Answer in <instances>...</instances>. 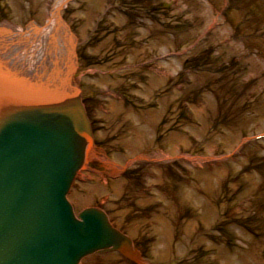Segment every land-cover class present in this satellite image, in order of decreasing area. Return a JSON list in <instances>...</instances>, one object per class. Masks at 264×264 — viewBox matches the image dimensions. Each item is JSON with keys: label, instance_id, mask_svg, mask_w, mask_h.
<instances>
[{"label": "rangeland", "instance_id": "374dc122", "mask_svg": "<svg viewBox=\"0 0 264 264\" xmlns=\"http://www.w3.org/2000/svg\"><path fill=\"white\" fill-rule=\"evenodd\" d=\"M3 37L10 71L87 100L91 162L68 197L136 252L80 264H264V0H0Z\"/></svg>", "mask_w": 264, "mask_h": 264}, {"label": "water", "instance_id": "95a60500", "mask_svg": "<svg viewBox=\"0 0 264 264\" xmlns=\"http://www.w3.org/2000/svg\"><path fill=\"white\" fill-rule=\"evenodd\" d=\"M10 86L0 91V264H79L110 246L134 254L103 213L84 210L78 221L63 200L91 140L80 98Z\"/></svg>", "mask_w": 264, "mask_h": 264}, {"label": "bare ground", "instance_id": "6f19581e", "mask_svg": "<svg viewBox=\"0 0 264 264\" xmlns=\"http://www.w3.org/2000/svg\"><path fill=\"white\" fill-rule=\"evenodd\" d=\"M57 11H59V9H57ZM50 22H51V20H50ZM53 23L55 26H53L52 28L46 29V30L51 32V33L49 32L50 34H52L51 39H50L51 40V42H50L51 50H55V51L58 50V52H60V54L67 52V55L70 56V58H71V55L73 54L72 53L73 49H72V45H71V40L67 39L68 33L62 28V26L60 25V20H58V18H56L55 16L53 17ZM32 27H33L32 31L37 32L39 30V29H36V27L34 25ZM41 32L43 33V30H41ZM7 41H9V39H7V37H3L0 40V91L1 92H7L8 89H9V91L12 90L10 85L13 84L14 79H15V80L22 81L25 85H28V88H29L31 93L35 92V93H38L42 96L48 97L51 94V92H52V94L54 92H57L56 88H58V91H60L62 94H64L66 97H68V99L75 98L74 91H71V89L67 88V86H66L67 81H63L61 85H60V80H58V83H55V81H53V83H51L49 80L47 81L46 78L42 79L41 75L38 72L32 78L35 81H32L31 79L28 81V80H25L24 77L21 76L22 72H19V70L17 68H14L13 71H10L8 63H6V61L3 59V55L6 53V51L10 47ZM37 41L41 42L40 36H38ZM63 56H65V55L63 54ZM71 66H73V64H71ZM57 67L58 66L55 65L53 68L56 71V72L55 71L52 72L54 77H56L55 75H57L60 71V69H57ZM27 79H29V78H27ZM29 83H34L35 86L30 85ZM62 86H63V88H62ZM26 92H28V91L26 90ZM88 140L89 141L86 144L87 146L85 147V150L82 153V156L80 158V163L78 164L79 166L76 169L77 171L72 174V176L69 178V180L67 182V185L69 186V187L67 186L68 189L66 187V189L61 193V194H63V200L65 199V201L68 200V202H69V197H68L69 195L67 193L70 192V189L72 188V184H74V182H76V178L78 177L79 171L85 170L88 163L91 162V158H90L89 154H90V150L92 149L93 143L90 139H88ZM83 209L88 210V211L90 209V211L97 213L100 216L103 213L104 221L105 222L107 221V223H109L108 227L110 226V228H111L114 226V224H112L113 222L110 220V218H108L109 215L107 217L106 213L103 212L102 210L96 209V208H94V206H90V205L84 207ZM78 221H80V219H78ZM114 227H116V226H114ZM116 228H117V229H115L116 231L119 230L118 233H116V234L118 236L122 237L124 235V231H122L121 228H119V229H118V227H116ZM92 252L93 251H91V253ZM96 252H98V251H94L93 253H96ZM91 253H89L85 257L91 255Z\"/></svg>", "mask_w": 264, "mask_h": 264}, {"label": "trees", "instance_id": "16d2710c", "mask_svg": "<svg viewBox=\"0 0 264 264\" xmlns=\"http://www.w3.org/2000/svg\"><path fill=\"white\" fill-rule=\"evenodd\" d=\"M92 63V62H91ZM91 63L90 64H88V65H91ZM98 64V63H97Z\"/></svg>", "mask_w": 264, "mask_h": 264}]
</instances>
